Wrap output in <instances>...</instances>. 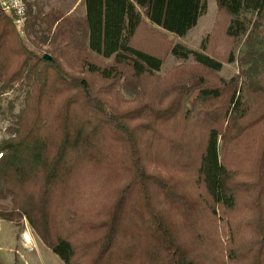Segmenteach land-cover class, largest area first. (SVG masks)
<instances>
[{"label":"trees","instance_id":"1","mask_svg":"<svg viewBox=\"0 0 264 264\" xmlns=\"http://www.w3.org/2000/svg\"><path fill=\"white\" fill-rule=\"evenodd\" d=\"M40 1L26 2L20 29L0 5V93L19 91L0 113L22 104L0 142V219H26L63 264H264V0H217L226 38L245 48L238 75L212 85L200 74L193 94L127 108L89 76H157L164 61L137 33L147 23L184 37L207 0H81L82 14ZM169 53L211 72L223 64L203 41ZM167 211L192 246L227 244L198 261Z\"/></svg>","mask_w":264,"mask_h":264},{"label":"rangeland","instance_id":"2","mask_svg":"<svg viewBox=\"0 0 264 264\" xmlns=\"http://www.w3.org/2000/svg\"><path fill=\"white\" fill-rule=\"evenodd\" d=\"M40 0H25L27 5L35 4ZM81 0H42L44 10H48L51 6H62L68 12L82 14V7L80 5ZM227 18L223 11L219 8L217 0H207V10L199 19L194 28H192L184 37L173 36L168 33H164L161 30L151 26L150 24H144L143 28L137 33L134 44L147 49L164 61L162 70L152 78H140L135 79L131 77L127 69L123 70V78L116 81H100L97 82L95 77L89 76L94 85L101 83V88L110 94V100L112 102L120 101L121 106L127 108L130 106H139L140 104L149 101L154 103L161 101L167 93L175 97L179 90L186 91L189 94L196 92V84L199 79V75L205 76L209 84L219 85L221 80L227 81L232 76H236L243 69V66L239 59L242 57L243 47L242 43H236L226 38L224 34V27ZM30 31V27L28 28ZM32 35H28L31 39ZM205 42L208 52L222 61V68L218 72H211L197 66L192 60L181 61L176 60L169 53V47L173 43H181L192 49L200 50L201 42ZM233 53V61L227 62V57L230 53ZM93 59L102 65L110 63V59H104L100 57H93ZM64 61V59H63ZM66 63V62H65ZM75 64L66 66L67 71L74 73L76 68ZM120 89V93H115ZM1 92V91H0ZM19 91L13 89H6L0 93V108L6 109L9 106V101L18 94ZM178 95H181L179 93ZM22 97L19 96V100ZM14 106L11 109V113L7 111L0 113V119L7 121V126H10L12 120L14 121V115L19 111L22 104L19 101L13 102ZM13 114V116H12ZM240 147L231 146L229 149V160L237 163L240 159L239 151ZM248 168H249V164ZM170 211H167L166 216L171 218ZM241 211H237L236 214H230L231 220L239 218ZM236 217V218H235ZM173 230L180 236L182 246L188 253L196 257L197 260L205 259V262L211 260L208 248L222 249L223 245L228 242V236H224L220 244L217 240L210 241V246L206 247L204 243L199 245H191V243L181 235L180 230L182 227L177 218L173 215L170 219ZM197 221V219H196ZM195 221V222H196ZM227 221V220H226ZM224 221V222H226ZM204 225L198 223L200 231L210 234L211 224L208 220L203 219ZM197 225V226H198ZM218 232V227H217ZM212 236L213 233H212ZM178 237V236H177ZM209 249V250H210ZM228 250L225 248L224 252ZM0 261L4 264H63V262L56 256L46 245H44L39 237L30 228L26 219H23L20 224L16 225L13 222L0 219ZM209 264V263H208ZM218 264V263H217Z\"/></svg>","mask_w":264,"mask_h":264},{"label":"built area","instance_id":"3","mask_svg":"<svg viewBox=\"0 0 264 264\" xmlns=\"http://www.w3.org/2000/svg\"><path fill=\"white\" fill-rule=\"evenodd\" d=\"M1 8L6 12H12L15 15V24L20 29L26 19V3L25 0H0ZM7 121L0 119V142L7 132ZM3 152L0 151V159Z\"/></svg>","mask_w":264,"mask_h":264},{"label":"water","instance_id":"4","mask_svg":"<svg viewBox=\"0 0 264 264\" xmlns=\"http://www.w3.org/2000/svg\"><path fill=\"white\" fill-rule=\"evenodd\" d=\"M44 58H45V59H50V56H49L48 54H45V55H44Z\"/></svg>","mask_w":264,"mask_h":264}]
</instances>
